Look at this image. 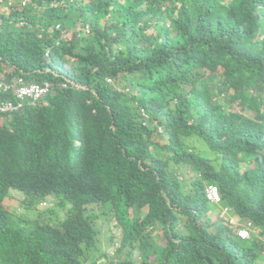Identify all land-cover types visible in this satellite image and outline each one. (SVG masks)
I'll list each match as a JSON object with an SVG mask.
<instances>
[{
	"label": "trees",
	"instance_id": "16d2710c",
	"mask_svg": "<svg viewBox=\"0 0 264 264\" xmlns=\"http://www.w3.org/2000/svg\"><path fill=\"white\" fill-rule=\"evenodd\" d=\"M0 71L52 86L0 112V264H264V0H30L0 12Z\"/></svg>",
	"mask_w": 264,
	"mask_h": 264
},
{
	"label": "built area",
	"instance_id": "2783aa9c",
	"mask_svg": "<svg viewBox=\"0 0 264 264\" xmlns=\"http://www.w3.org/2000/svg\"><path fill=\"white\" fill-rule=\"evenodd\" d=\"M30 0H0V12H12L24 8ZM20 21V24H23ZM58 27V26H57ZM85 31H88L86 27ZM111 81L110 79H108ZM66 87V83L60 84ZM52 86L48 81L28 82L23 76L17 74L4 73L0 71V112L6 113L22 108L25 104L35 105L37 101L48 94ZM4 95V96H3ZM5 95H11L6 98ZM142 116L147 118V114L142 110ZM143 124H146L143 121ZM206 197L214 202L220 201L218 188L216 185L209 184L205 190ZM250 223H247L249 226ZM240 237H248V228L246 226L238 231Z\"/></svg>",
	"mask_w": 264,
	"mask_h": 264
},
{
	"label": "rangeland",
	"instance_id": "374dc122",
	"mask_svg": "<svg viewBox=\"0 0 264 264\" xmlns=\"http://www.w3.org/2000/svg\"><path fill=\"white\" fill-rule=\"evenodd\" d=\"M234 109H238V105L234 104L233 105ZM0 122H1V118H0ZM190 137H192L193 139V145H195V147L197 148L198 151L201 152L202 155H205L207 157H213L214 152L211 151L208 143L202 139V138H198L197 139V135H191ZM183 172H181L179 174V176L182 177ZM23 195L16 191L14 192L13 198L8 199V204L10 206V208L18 215H20L22 218L25 219H33L36 217L37 213L39 211L43 212V216L46 217L48 215L47 213V208L48 207H56L57 205H55V202L57 201L56 197H51L49 199H47L46 201L43 202H37L32 206H26L25 204L21 203ZM67 207V206H64ZM241 222H244V220H241ZM237 224H239V220L237 218ZM120 229H119V225L116 223V221L114 219H107L105 216L101 217L99 219V233H98V245L101 249V254H108L109 255V251L112 250V247L114 245L115 242H120ZM156 235H155V240L159 243V244H164L165 242V238L163 237V233H162V229L160 227H158L156 229ZM159 235V236H158ZM116 252V251H115ZM119 252H117L116 254H118ZM115 255V254H114ZM113 256H109V258H113ZM130 256V252L127 253L126 251H124L121 254V260L124 261L127 257ZM101 259H104V257H101Z\"/></svg>",
	"mask_w": 264,
	"mask_h": 264
},
{
	"label": "clouds",
	"instance_id": "9594fccd",
	"mask_svg": "<svg viewBox=\"0 0 264 264\" xmlns=\"http://www.w3.org/2000/svg\"><path fill=\"white\" fill-rule=\"evenodd\" d=\"M3 72H4V73H7V72H5V71H3ZM28 82H31V81H28ZM159 131H161L160 128H159ZM208 185H209V184H208ZM213 185H214V184H213ZM206 187H207V186H206ZM205 190H206V188H205ZM205 196H206V193H205ZM206 198H207V197H206ZM207 199H208V198H207ZM208 200H209V199H208ZM209 201H211V200H209ZM221 201H222V200H220L219 202L211 201V202H213V203L218 204V206H220L219 208H220L221 210L219 211L217 217L221 218L223 221L229 222V223H230V226H232L233 228H235L234 230H235V233L238 235V237H240V235L238 234V231L246 226V228H248V237H249L250 232L252 231L251 223H250L249 221H247V220H244V222H241V221L238 219V220H239V224H237V218H236V217L234 218V216H231V215H230V207H228V206H222V205H221V204H222ZM247 223H250V225L247 226ZM248 237H245V238L240 237V238H241V239H247ZM119 244H120V242H119ZM119 244H118V242H115V243H114V245H113V247H112V250L109 251V255H110V256H113V255L115 254V251H116V249H118Z\"/></svg>",
	"mask_w": 264,
	"mask_h": 264
},
{
	"label": "crops",
	"instance_id": "0c3cea01",
	"mask_svg": "<svg viewBox=\"0 0 264 264\" xmlns=\"http://www.w3.org/2000/svg\"><path fill=\"white\" fill-rule=\"evenodd\" d=\"M14 192H16L15 190H11V195H14Z\"/></svg>",
	"mask_w": 264,
	"mask_h": 264
}]
</instances>
